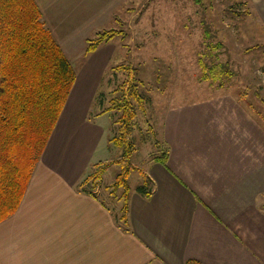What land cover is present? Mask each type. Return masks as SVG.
<instances>
[{
  "label": "crops",
  "instance_id": "crops-1",
  "mask_svg": "<svg viewBox=\"0 0 264 264\" xmlns=\"http://www.w3.org/2000/svg\"><path fill=\"white\" fill-rule=\"evenodd\" d=\"M35 1L69 58L72 35L93 19L62 15L61 0ZM252 2L264 21V0ZM103 48L77 72L18 210L0 223V264H264V124L236 94L168 106L166 164L154 159L143 172L149 198L130 191L128 230L99 190L80 189L103 135L89 118L110 62Z\"/></svg>",
  "mask_w": 264,
  "mask_h": 264
},
{
  "label": "rangeland",
  "instance_id": "rangeland-1",
  "mask_svg": "<svg viewBox=\"0 0 264 264\" xmlns=\"http://www.w3.org/2000/svg\"><path fill=\"white\" fill-rule=\"evenodd\" d=\"M108 3L61 0L58 8L62 15L79 17V22L91 17L95 24L87 33L72 35L75 39L67 44L79 74L97 57L87 54L88 39L118 31L97 54L105 53L104 59L110 62L89 118L103 129V135L86 179L96 176L84 187L99 190L101 198L120 215L126 184L130 191L143 185V172L166 151L160 140L171 103L210 100L221 92L236 94L247 101L256 121L264 124V21L252 0ZM200 59L208 64L222 61L231 76L225 77L222 86L204 80ZM121 177L127 182L116 184Z\"/></svg>",
  "mask_w": 264,
  "mask_h": 264
},
{
  "label": "trees",
  "instance_id": "trees-1",
  "mask_svg": "<svg viewBox=\"0 0 264 264\" xmlns=\"http://www.w3.org/2000/svg\"><path fill=\"white\" fill-rule=\"evenodd\" d=\"M117 33L110 30L88 39L87 54ZM200 65L206 81L222 86L225 77L231 76L222 61L208 64L200 59ZM76 78L74 66L46 25L36 1L0 0V223L18 210ZM166 158L165 151L155 159L166 164ZM95 176L96 173L84 180L80 189L92 193L84 186ZM144 176L145 183L136 190L149 198L154 183ZM122 181L127 182L121 177L116 184ZM129 189L126 184L122 212L116 214L126 230L130 227ZM186 264L203 263L190 259Z\"/></svg>",
  "mask_w": 264,
  "mask_h": 264
}]
</instances>
